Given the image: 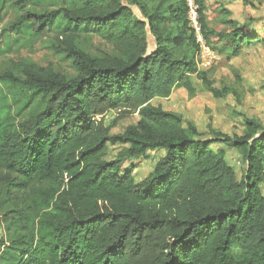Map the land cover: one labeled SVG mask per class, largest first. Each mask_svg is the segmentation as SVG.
<instances>
[{
	"label": "trees",
	"instance_id": "1",
	"mask_svg": "<svg viewBox=\"0 0 264 264\" xmlns=\"http://www.w3.org/2000/svg\"><path fill=\"white\" fill-rule=\"evenodd\" d=\"M69 2L59 10H27L14 24L28 22L53 52L66 54L75 76L31 60L0 69V80L39 91L44 106L0 141V184L7 185L25 230L8 246L0 240V258L12 264H264V124L244 116V134L210 125L206 137L194 122L184 125L180 114L152 104L181 87L193 98L192 75L216 98L232 94L242 104L247 93L239 74L235 87L217 88L198 67L188 0ZM195 4L205 37L223 39L225 33L206 23L204 0ZM59 14L66 23H58ZM222 22L233 28L232 56L258 38L234 20ZM148 30L156 42L151 52ZM94 34L105 35L107 50L91 51ZM112 111L119 113L107 123ZM136 113V123L112 133ZM214 143L240 153V178ZM109 144L125 147L106 159ZM151 151L161 155L152 173L136 181L134 165L125 164L148 159Z\"/></svg>",
	"mask_w": 264,
	"mask_h": 264
},
{
	"label": "rangeland",
	"instance_id": "2",
	"mask_svg": "<svg viewBox=\"0 0 264 264\" xmlns=\"http://www.w3.org/2000/svg\"><path fill=\"white\" fill-rule=\"evenodd\" d=\"M18 0H0V69L3 71L10 70L12 68L11 62L16 60H31L35 63L41 64L43 62H51L55 66L57 72L63 73L69 77H73L76 74L71 60L66 54H60L53 52L48 44V40H44L39 34L35 33L28 22L23 21L20 26H16L14 23L20 18V16L27 10L30 11H45V10H59L70 4V0H27L23 7L19 8L15 2ZM254 15L256 17L264 18V0H252ZM214 7V6H213ZM211 7L207 12V17L213 26L222 24L218 20L219 13ZM135 13L141 17V12L137 6H132ZM243 7L234 6L233 13L240 19L244 17ZM256 13V14H255ZM254 16V17H255ZM58 23H66L62 15H58ZM252 18V17H251ZM247 23V22H246ZM242 29H245L248 24H240ZM219 27V28H220ZM57 28V27H56ZM148 43L149 52L153 51L156 47V42L148 30ZM210 44L214 46L216 43L209 40ZM90 49L93 53L97 50H107L109 48L105 35L94 34L91 36ZM218 53L219 59L209 69L200 68L201 70L209 73V77L216 81V87H234L236 85V74L241 77L243 69L248 68V59H241L239 62H231L227 58L231 55L232 48L226 52L223 50L222 54L218 52V47H213ZM256 60L259 62L263 59V56L256 54ZM264 60V59H263ZM261 65L264 73V61ZM256 63V65H257ZM247 77H251L252 74L246 71ZM243 78V77H242ZM256 79V76H255ZM263 88H255L254 85L244 86L247 93L244 97V101L241 105H238L233 95H228L226 98L214 101L209 104L213 109V114L217 119V123H223L227 120L229 114H225L227 111H231L232 116H237L238 113H243L245 116L255 118L264 123V77L258 79ZM257 80V83H258ZM249 89H254V92H250ZM188 100V102H190ZM189 104H186L188 108ZM43 103L41 102V93L33 88L25 87L23 85L0 80V141L3 139L5 132L16 131L18 124L26 120L30 115H33L43 109ZM188 110V109H187ZM238 110V111H237ZM207 112H209L207 110ZM118 111H112L106 116L107 123H110L115 116L118 115ZM203 115V113L201 114ZM207 116V115H206ZM139 120V115L136 113L130 117L120 121L118 126L112 130V133H122L126 127L132 123H136ZM227 127V126H225ZM124 145H111L109 144V154L106 159H113L116 157L117 152L124 148ZM160 152L151 151L148 159L127 161L126 166L134 165L133 174L136 181H141L152 173L156 161L160 157ZM229 164L237 168L238 177L240 178L245 166L241 161V157L234 151H230L227 157ZM16 208L9 200L7 185L5 183L0 184V240H4L6 245H10L12 241L25 234L23 228V218L19 211H14ZM5 247H0V255L4 251ZM0 264H12L8 260L0 258Z\"/></svg>",
	"mask_w": 264,
	"mask_h": 264
},
{
	"label": "crops",
	"instance_id": "3",
	"mask_svg": "<svg viewBox=\"0 0 264 264\" xmlns=\"http://www.w3.org/2000/svg\"><path fill=\"white\" fill-rule=\"evenodd\" d=\"M204 5H205V11H204L205 20L208 26L213 30L225 33V37L223 39H219L218 37H210L209 39L210 41L211 40L213 41L212 43H216L214 44V46L218 47V52L220 54H222L223 50H225L226 52L230 50V48L232 47L231 39L233 37L232 35L233 28H231L227 24H224V22H222V19L234 20L238 24V26H241L240 24H243V26L248 24L247 27L244 29L245 33L248 36L258 37L255 40L246 41L242 43L240 45L241 53L238 56L228 55L227 58L230 59V61L233 63L239 62L241 59H248L250 66L248 68L243 69L244 76L242 75L243 78L241 77L243 85L244 84L246 86L254 85L255 88H260V87L263 88L262 84L258 79L264 77V73H263V69L261 68V65L259 67L258 65L259 63L261 64L263 63L261 62V60H263L264 58L261 59L258 63L254 61L256 60L255 57L257 53L258 55L264 57V18H261L262 16L256 17L254 15V12L256 11L253 10L251 5H246L243 0H204ZM234 6L243 7L242 11L244 12V17L242 19H240L238 16H236L233 13ZM211 7H213V9L219 13L218 20L222 24L221 27L219 25L215 27L210 23L209 18L207 17V13H208L207 11L211 9ZM223 11H227L228 15H225ZM246 71H249V73H251L252 76L247 77V74H245ZM191 80L194 87L197 90L196 95L193 98H190L189 92L186 88L181 87V88H176L173 91L172 95L168 98H162V97L154 98L152 100V104L155 106H160L164 110H167L169 112L180 114L184 125H187L189 122H194L198 130L206 134V137L210 136L208 134L210 125L214 129L226 134H230V135L244 134L246 126L244 123L245 115L243 113L242 114L238 113L236 114L237 116H232L231 111H227L225 114L228 113L230 117H228L227 120L221 124V123H217L218 121L215 117V114H213L212 112L213 109H211L209 105L212 102V100L218 101L232 94H227L223 98H216L206 87H204L201 80L196 75H192ZM215 85H216V81H215ZM190 99L191 101L188 102V100ZM234 100L237 102L235 97ZM186 104H189L188 108H186ZM207 110L209 112H207ZM202 113L203 115H201ZM212 147L215 150L223 149L226 153V159L230 151L236 152L241 157L240 153L237 150L223 143H214L212 144ZM241 161H242V157H241ZM230 166H232L238 174L237 168H235L231 164Z\"/></svg>",
	"mask_w": 264,
	"mask_h": 264
},
{
	"label": "built area",
	"instance_id": "4",
	"mask_svg": "<svg viewBox=\"0 0 264 264\" xmlns=\"http://www.w3.org/2000/svg\"><path fill=\"white\" fill-rule=\"evenodd\" d=\"M190 7L189 20L191 27L196 35L197 42L199 44V52L197 54V64L199 68L209 69L219 59L218 53L215 51L209 40L205 37L203 27L200 22V16L198 13L195 0H188Z\"/></svg>",
	"mask_w": 264,
	"mask_h": 264
}]
</instances>
